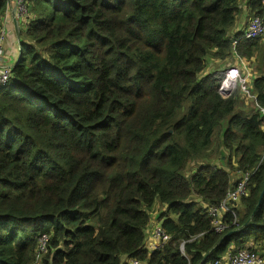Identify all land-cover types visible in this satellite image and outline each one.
Segmentation results:
<instances>
[{
	"label": "trees",
	"instance_id": "1",
	"mask_svg": "<svg viewBox=\"0 0 264 264\" xmlns=\"http://www.w3.org/2000/svg\"><path fill=\"white\" fill-rule=\"evenodd\" d=\"M7 6L0 0V32ZM27 8L19 57L0 88V264H201L241 248L263 252L264 55L250 109L237 91L219 93L230 61L251 64L260 51L262 38L239 40L237 30L243 11L262 14L260 1ZM248 171L238 228L214 233L205 206ZM157 203L166 209L155 222L170 240L148 255Z\"/></svg>",
	"mask_w": 264,
	"mask_h": 264
},
{
	"label": "built area",
	"instance_id": "2",
	"mask_svg": "<svg viewBox=\"0 0 264 264\" xmlns=\"http://www.w3.org/2000/svg\"><path fill=\"white\" fill-rule=\"evenodd\" d=\"M9 1V0H8ZM262 6V14H251L250 19L247 21L246 26L241 31L239 40L255 41L264 37V0H259ZM15 5V15L22 18L25 22L28 19V0H11ZM3 22H5L3 20ZM5 38L4 28L0 32V88L5 86L11 77V70L15 64H5L7 58L3 42ZM238 40H234V46ZM20 52V49L19 51ZM19 57V56H18ZM17 57V58H18ZM238 59V58H237ZM241 61L242 66L230 65L225 70V77L220 85L219 93L222 97L227 98L234 92H238L242 99L246 98L250 102L254 103L255 97L250 91V72L247 68V64ZM260 113L264 116V109L260 108ZM264 153L261 162L264 163ZM263 161V162H262ZM256 171V170H255ZM254 171V172H255ZM254 172H244L241 174L239 180L232 189H229L223 200L218 205L205 206L206 214L210 218L211 229L214 233L222 234L230 227L238 228V216L237 210L241 200L246 198L249 193V184ZM231 216V222L228 223L224 218ZM170 236L162 227L161 223L157 222L148 230L147 238L145 241V249L148 251V255L161 251L164 246L169 242ZM42 244L46 241L42 240ZM185 243L179 244L178 249L182 256L184 252ZM123 264H147L145 261H140L136 258H130L123 262ZM201 264H264V257L246 248L237 249L236 251L229 253L223 258L216 260L202 261Z\"/></svg>",
	"mask_w": 264,
	"mask_h": 264
},
{
	"label": "crops",
	"instance_id": "3",
	"mask_svg": "<svg viewBox=\"0 0 264 264\" xmlns=\"http://www.w3.org/2000/svg\"><path fill=\"white\" fill-rule=\"evenodd\" d=\"M7 2V13L5 15V19L3 22V25H2V28H4V31H5V38H4V42H3V48H5V54L7 56L6 60H5V64L6 65H9L10 63L11 64H16L17 62V59H15L14 63L13 62V53L15 52L16 53V45L19 46V41H20V28H22L25 24V21L16 16L15 15V6L14 4H12L11 0L9 1H6ZM243 17H242V21H240L241 25L238 26L237 30H243V28L246 26V23H247V17L250 15L249 13L243 11ZM240 31V32H241ZM15 57V56H14ZM240 59H233L230 61V64L231 65H236V66H242L241 65V61H239ZM247 64V68L250 72V75H251V79L255 78L256 76L260 75L262 73V66H260L258 68V70L256 71L255 70V67H253L251 64ZM157 223V222H155ZM230 253V252H229ZM229 253H227L225 256H227ZM223 256V257H225ZM222 257V258H223Z\"/></svg>",
	"mask_w": 264,
	"mask_h": 264
},
{
	"label": "rangeland",
	"instance_id": "4",
	"mask_svg": "<svg viewBox=\"0 0 264 264\" xmlns=\"http://www.w3.org/2000/svg\"><path fill=\"white\" fill-rule=\"evenodd\" d=\"M6 1H8V0H6ZM12 4H14L13 2H12ZM15 6V5H14ZM250 17H251V14L247 17V19L249 20L250 19ZM241 19V17H239L238 18V21ZM247 20V21H248ZM241 31V30H240ZM4 44H5V42H4ZM5 49V48H4ZM5 51V50H4ZM18 51H19V46L18 45H16V53L14 52L13 53V55L15 56H13V62L12 63H14V61H15V59L17 58V55H18ZM263 55H264V37H262V41H261V43H260V51L256 54V56H255V59L251 62V65L253 66V67H255V70L257 71L258 70V68L260 67V66H263ZM245 62V61H244ZM246 63V62H245ZM232 64V63H231ZM230 64V65H231ZM227 65H228V63H218V66H221L222 68H226L227 67ZM243 101H244V103H243V107H244V109H250L251 108V102L249 101V100H247L246 98H244L243 99ZM220 141H221V136H219V135H216L215 137H214V140H213V148H210V154H211V156H212V159H213V162H215V163H217L218 164V162H217V160H216V158L218 159L220 156L219 155H217V153H216V151H218V148H219V146H218V144L220 143ZM221 150V149H220ZM225 157H227V154H225L224 155ZM222 158H224V157H222ZM236 162L237 161H233V167L235 168L236 167ZM234 176H238V173H234L233 175H232V177H231V179L232 180H234V182L236 181L235 180V177ZM192 199V198H191ZM165 206H162V205H159L158 203L153 207V209H151L150 211H149V213H150V219H152V218H154V219H152L151 220V222H152V225L153 224H155V218L157 217V215H159V213H162V212H165ZM156 222H157V220H156ZM151 225V226H152ZM150 226V227H151ZM233 244V243H232ZM261 255H263L264 256V251L263 252H259Z\"/></svg>",
	"mask_w": 264,
	"mask_h": 264
},
{
	"label": "water",
	"instance_id": "5",
	"mask_svg": "<svg viewBox=\"0 0 264 264\" xmlns=\"http://www.w3.org/2000/svg\"><path fill=\"white\" fill-rule=\"evenodd\" d=\"M263 197H264V187H263L262 192H261V194H260V196H259V200H258L257 207L260 205L261 200L263 199ZM228 235H229V234H227V235L224 236V237H227ZM204 261H205V260H204Z\"/></svg>",
	"mask_w": 264,
	"mask_h": 264
}]
</instances>
